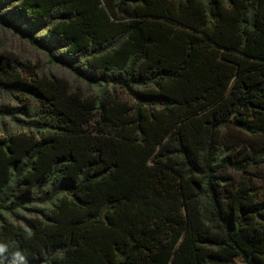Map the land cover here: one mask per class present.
Returning a JSON list of instances; mask_svg holds the SVG:
<instances>
[{"label": "trees", "instance_id": "trees-1", "mask_svg": "<svg viewBox=\"0 0 264 264\" xmlns=\"http://www.w3.org/2000/svg\"><path fill=\"white\" fill-rule=\"evenodd\" d=\"M0 5L1 25L97 89L25 83L0 56V89L37 105L33 135L0 139V212L48 206L1 219L0 264H264L259 161L220 143L233 125L264 144V0Z\"/></svg>", "mask_w": 264, "mask_h": 264}, {"label": "rangeland", "instance_id": "rangeland-1", "mask_svg": "<svg viewBox=\"0 0 264 264\" xmlns=\"http://www.w3.org/2000/svg\"><path fill=\"white\" fill-rule=\"evenodd\" d=\"M103 1V0H101ZM5 10L0 5V17H4ZM37 38H44V32H38ZM0 56L15 62L23 82L45 76L49 78L63 79L73 90H79L88 95H94L97 89L86 86L82 81L77 80L73 75L60 65L49 63L45 53L31 46L25 40L19 38L13 31L0 24ZM117 100L131 105L132 100L124 92L115 91ZM37 105L30 101L27 93L14 90L12 93L6 89H0V139L11 135H33L35 129L28 126V122L37 120L34 112ZM220 143L223 146L233 148L235 151H244L253 156L259 162L247 169L252 185L258 191V200L264 201V144L261 138L250 137L238 130L233 125H227L220 131ZM231 180L237 181L240 175L231 170L226 172ZM48 206L39 203L26 204L23 208L0 212L1 219L14 224L22 223V219L31 218L36 214L34 210L45 212ZM236 264H243L240 259Z\"/></svg>", "mask_w": 264, "mask_h": 264}, {"label": "clouds", "instance_id": "clouds-1", "mask_svg": "<svg viewBox=\"0 0 264 264\" xmlns=\"http://www.w3.org/2000/svg\"><path fill=\"white\" fill-rule=\"evenodd\" d=\"M4 251L5 247L0 245V253H3ZM11 264H24V257L19 252L13 253Z\"/></svg>", "mask_w": 264, "mask_h": 264}]
</instances>
